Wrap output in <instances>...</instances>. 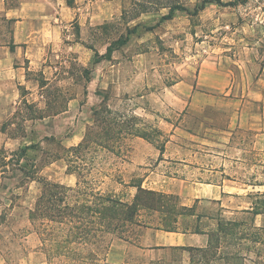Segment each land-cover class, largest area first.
I'll return each instance as SVG.
<instances>
[{
  "label": "rangeland",
  "instance_id": "rangeland-1",
  "mask_svg": "<svg viewBox=\"0 0 264 264\" xmlns=\"http://www.w3.org/2000/svg\"><path fill=\"white\" fill-rule=\"evenodd\" d=\"M203 1L109 0V19L101 27H91L83 36L89 48L76 46L75 50L63 52L62 64L54 71L55 78L44 88L43 109L28 107L26 116L47 117L63 111L71 99H75L76 111L52 131L51 120L45 122L42 139L19 161L26 173L16 168V155L6 165L0 162V264H264V138L255 143L253 129L240 128L231 137V141L242 142V146L208 145L215 155L228 157L224 166L223 161L217 160V167L246 184L248 195L241 205L251 203L252 209L246 213L193 209L194 214L205 215L201 221L211 224L206 227L208 230H216L218 218L222 222H237L232 228L238 238L229 243L220 241L218 248L210 249L203 259L190 260L183 250L141 253L129 248L127 242L137 241L146 232L145 226L128 224L115 234L92 231L86 243H67V224L50 223L45 217L37 220V226L29 217L38 195L42 192L46 195L45 185L56 183L39 173L55 158L61 157L54 171L74 173L70 183L75 180L76 184L74 190L65 191V203L75 206L95 203L93 195L100 191L131 203L137 195L142 203L143 193L127 185L144 188L142 175L148 169L158 174L164 170L158 160L165 150L179 156L177 150L183 146L197 150L200 153L197 155L203 157L205 150L200 144L197 147L189 143L202 138L204 132L211 134L206 136L208 139H223L208 127L221 128L226 124L224 114L214 107L215 97L204 98L210 104L202 116L194 110L182 116L174 111L181 103L170 96V91L181 81L191 84L200 64L205 62L229 70L234 86L244 85L247 89L253 78L260 77L263 87L264 0H221L222 4L207 2L203 9H198ZM176 5L184 9L175 10L169 20L159 21ZM133 28L127 43L109 58L93 62L94 51L104 53L106 46ZM236 90L237 87L233 88L231 94ZM248 97L247 111L262 113L264 97L256 100L252 93ZM190 102L192 107H199V100ZM54 133L56 136L51 137ZM72 135L75 136L70 142H82L79 148L62 144ZM168 141L173 144L167 145ZM2 154L8 156L5 151H0V157ZM145 186L168 195L163 192L165 182L160 179L147 180ZM88 192L92 196L82 194ZM169 195L163 198L165 214L142 208V222L155 226L158 218L165 216L164 225L177 227L179 221L183 228L186 219L194 221V216L179 214L183 213L180 197ZM158 202L153 200V207ZM85 221L88 220L75 225L98 227L96 215L89 223ZM111 245L120 254L115 261H105ZM209 252L214 255H208Z\"/></svg>",
  "mask_w": 264,
  "mask_h": 264
},
{
  "label": "crops",
  "instance_id": "crops-1",
  "mask_svg": "<svg viewBox=\"0 0 264 264\" xmlns=\"http://www.w3.org/2000/svg\"><path fill=\"white\" fill-rule=\"evenodd\" d=\"M108 3L109 0H0V151L8 154L1 155L6 161L12 155L17 156L20 149L27 146L32 145L26 149L25 154L32 151L43 137L41 132L45 129V122L51 120L53 128L46 127L52 131L60 125L63 118L75 113V99H71L63 111L47 117L26 116L28 107L43 109L44 88L55 78L54 71L62 64L63 52L75 50L76 46L89 48L83 36H86L91 27H101L109 19ZM228 71L212 63H201L191 84L181 81V84L175 85L170 91V96L181 103H178L179 106L174 111L182 116H187L192 110L196 115L202 116L204 109L210 104L203 101L204 98L215 97L217 101L214 107L224 114L226 124L221 128L208 127L221 134L223 139H208L206 136L211 134L204 132L202 138L189 143L197 147L200 144L201 149L205 150L203 157L197 155V150H187L183 146H179L180 151L177 150L179 156L167 154L173 152L167 149L158 160L164 170L158 174L148 169L142 175L144 188L159 190L145 186V182L160 179L165 182L163 192L178 195L181 206H193L197 212L216 208L224 213H246L252 209L251 203L241 205L248 195L244 187L246 184L237 181V177L229 175L220 166L217 167V160L220 159L221 163L223 161L224 166L228 157L215 155L213 148L208 145L242 146V142L231 141L233 134L240 128L253 129L257 144L264 138V111L255 115L253 111L246 109L248 95L252 93V98L256 100L263 98L264 86L259 83L260 77L253 78V84L251 82L247 89L244 85L234 86ZM236 87L237 90L231 94ZM174 88H178V91ZM193 99L199 100L198 108L189 103ZM204 119L211 122L208 118ZM198 134L201 135L200 131ZM74 136L66 138L62 144L68 148L78 145L80 140L70 142ZM168 144L171 146L173 143L168 141ZM60 159L61 157L55 158L49 165L41 168L39 173L56 183L73 188L76 184L75 180L70 183L73 172L66 170L60 174L54 171ZM132 159L134 161L135 158ZM127 187L137 190L134 185ZM122 201L131 203L130 200ZM176 223L178 226L174 231L145 226L146 232L141 233L137 241L127 242L129 248L144 253L177 247L207 246L208 226L196 232L181 228L179 221ZM119 254L117 248L111 245L106 251L105 261H115Z\"/></svg>",
  "mask_w": 264,
  "mask_h": 264
},
{
  "label": "trees",
  "instance_id": "trees-1",
  "mask_svg": "<svg viewBox=\"0 0 264 264\" xmlns=\"http://www.w3.org/2000/svg\"><path fill=\"white\" fill-rule=\"evenodd\" d=\"M217 2L221 3V0H205L202 5L198 9H203L204 5L207 2ZM241 2H245L246 0H240ZM177 9H184L183 7L172 6L168 13L161 16L159 21L169 20L173 17L174 11ZM135 28V27H134ZM134 28L128 30L124 35H120L117 39L113 40L106 48V52L104 54H99L97 51L94 52V62L100 61L102 58H109L114 50H117L119 47L127 43L130 34L134 32ZM82 145V142L78 143L75 148H79ZM32 147L27 146L25 148L20 149V152L17 155V158L14 159L12 155L7 161L4 157H0V162L4 165L10 163L13 159L17 161V168L24 170V167L19 163L20 158H26L25 152L26 149ZM20 164V165H19ZM48 182V181H47ZM46 195L42 192L38 195L34 208L30 211V220L33 224L38 226V219H43L46 217V220L50 223H65L68 226L67 236L65 242L71 243L76 241H82L81 243H86L87 237L91 236L92 231H100L105 234H115L123 227H126L128 224H135L137 226H151L150 223L142 222L140 209H154L158 212L164 213V205L163 198L171 197V195L162 194L154 190L144 189L140 185L137 186V192L143 193L144 202H139L137 195H135L134 201L132 203L123 202L120 199L115 198L112 195L95 192L93 196H95V203L89 204L84 203L81 206L71 205L70 203H65L66 192H70L74 190L73 188H69L59 183H47L45 185ZM83 195L92 196L93 193H82ZM160 200L157 205L153 207L152 201ZM88 202V201H86ZM183 213L181 215L185 216H194V221L190 219H186L182 222L183 229H190L196 232H200L201 228H199L200 224H203L205 227L208 226L210 228V223L205 222L202 223V218L205 216L202 213L194 214L192 211L194 209L193 206L186 207L181 206ZM167 213V212H166ZM98 216V225L97 228L93 229L91 227L82 228L81 226H76L75 223H82L84 220L89 223L91 218ZM212 219V217L210 218ZM164 221H166L165 216H161L158 218V223L155 227L174 231L176 227L166 226L164 225ZM193 222V223H192ZM235 220H226L222 222L221 218L216 219V230L212 231L208 230V244L206 247H177L171 248V250H183L188 252L190 260L192 258L197 257L203 259L206 256L207 252L210 249L218 248L219 242L221 241L229 243L232 239H237V233L233 231L232 225H237ZM193 227V229H192ZM72 229L75 231H72ZM208 255H214V252H209ZM214 257V256H213Z\"/></svg>",
  "mask_w": 264,
  "mask_h": 264
}]
</instances>
